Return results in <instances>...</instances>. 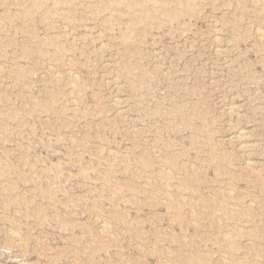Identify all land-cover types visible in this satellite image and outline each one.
<instances>
[{
	"label": "rangeland",
	"instance_id": "rangeland-1",
	"mask_svg": "<svg viewBox=\"0 0 264 264\" xmlns=\"http://www.w3.org/2000/svg\"><path fill=\"white\" fill-rule=\"evenodd\" d=\"M0 264H264V0H0Z\"/></svg>",
	"mask_w": 264,
	"mask_h": 264
},
{
	"label": "bare ground",
	"instance_id": "bare-ground-1",
	"mask_svg": "<svg viewBox=\"0 0 264 264\" xmlns=\"http://www.w3.org/2000/svg\"><path fill=\"white\" fill-rule=\"evenodd\" d=\"M215 37H216V36H215ZM237 137H238V136H237ZM238 139H239V137H238ZM241 143L243 144V143H245V142H244V141H241ZM239 144H240V143H239ZM245 146H246V145H245ZM245 146H244V147H245ZM106 230H107V229H106Z\"/></svg>",
	"mask_w": 264,
	"mask_h": 264
}]
</instances>
